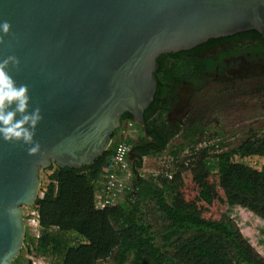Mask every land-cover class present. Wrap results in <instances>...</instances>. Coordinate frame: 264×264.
Returning <instances> with one entry per match:
<instances>
[{
	"label": "water",
	"instance_id": "water-1",
	"mask_svg": "<svg viewBox=\"0 0 264 264\" xmlns=\"http://www.w3.org/2000/svg\"><path fill=\"white\" fill-rule=\"evenodd\" d=\"M3 21L12 27L0 59L19 58L11 75L29 86V111L38 105L43 116L36 156L0 140V264H13L40 172L91 165L125 113L147 134L157 59L210 39L263 34L264 0H0ZM128 157L137 159L132 149Z\"/></svg>",
	"mask_w": 264,
	"mask_h": 264
},
{
	"label": "trees",
	"instance_id": "trees-1",
	"mask_svg": "<svg viewBox=\"0 0 264 264\" xmlns=\"http://www.w3.org/2000/svg\"><path fill=\"white\" fill-rule=\"evenodd\" d=\"M181 55H168L172 73L166 71L164 55L157 59L156 94L171 76H187V59ZM165 112L159 110L155 117L160 129ZM146 116L150 131L152 117ZM126 120H132L127 113L122 124ZM137 127L140 134L131 143L137 157L131 161L133 189L119 205L102 210L94 205L119 129L110 148L91 165L76 170L52 164L40 172L39 194L24 208V245L13 264L32 251L51 264H264V164L258 169L235 160L256 156L264 161V137L255 133L236 149L221 151L222 143L209 142L223 133L210 135L209 127L192 120L150 146ZM177 137L179 142L171 144ZM201 143L204 146L197 148ZM186 149L188 155L180 159ZM165 151L174 163L169 175L139 176L144 157ZM150 208L162 222L155 231L146 220ZM28 210L37 214L36 239L28 233Z\"/></svg>",
	"mask_w": 264,
	"mask_h": 264
},
{
	"label": "flooded vegetation",
	"instance_id": "flooded-vegetation-1",
	"mask_svg": "<svg viewBox=\"0 0 264 264\" xmlns=\"http://www.w3.org/2000/svg\"><path fill=\"white\" fill-rule=\"evenodd\" d=\"M179 54L187 59V76L168 78L144 114L152 117L149 118L151 130L144 133L150 146L187 121L199 120L207 128L211 100L219 103L241 97L260 102L264 107V31L263 34L247 31L210 39L174 55ZM168 55L171 54L164 55L163 62L166 71L172 73V59ZM161 75L164 77L165 73ZM163 109H166L164 129H160L155 117Z\"/></svg>",
	"mask_w": 264,
	"mask_h": 264
},
{
	"label": "rangeland",
	"instance_id": "rangeland-1",
	"mask_svg": "<svg viewBox=\"0 0 264 264\" xmlns=\"http://www.w3.org/2000/svg\"><path fill=\"white\" fill-rule=\"evenodd\" d=\"M207 110V123L210 128L209 133L212 135L214 132L223 133L219 138H213L209 143H222L224 146L221 151H230L236 149L244 140H246L251 133L259 134L264 137V107L255 100L236 97L234 100H224L216 103L212 101L208 104ZM180 138H175L171 144L179 142ZM201 143L197 148L203 147ZM188 155V149L180 155V159ZM235 160L245 162L254 168H260L264 161L256 156L240 159L235 157ZM174 168L173 159L163 152L159 156L144 157L141 162V168L138 171L139 176L147 178L151 175L158 173H168ZM30 216L28 220V233L31 236L37 234V227L35 221L34 211L28 210ZM146 220L154 227V231L162 225L159 219V214L150 208L146 211ZM254 237V235H253ZM27 253L23 254V259L20 264H27ZM45 264V263H43ZM46 264H50L48 261ZM98 264H112L110 260L100 262ZM129 264V263H128Z\"/></svg>",
	"mask_w": 264,
	"mask_h": 264
},
{
	"label": "clouds",
	"instance_id": "clouds-1",
	"mask_svg": "<svg viewBox=\"0 0 264 264\" xmlns=\"http://www.w3.org/2000/svg\"><path fill=\"white\" fill-rule=\"evenodd\" d=\"M11 27L8 21L0 22V45L5 43L4 36L10 34ZM19 67L20 60L14 55L0 59V140L21 145L31 157L41 152V145L34 137L43 116L38 105L29 111V86L18 85L11 75Z\"/></svg>",
	"mask_w": 264,
	"mask_h": 264
},
{
	"label": "built area",
	"instance_id": "built-area-1",
	"mask_svg": "<svg viewBox=\"0 0 264 264\" xmlns=\"http://www.w3.org/2000/svg\"><path fill=\"white\" fill-rule=\"evenodd\" d=\"M139 134V128L132 120H126L119 129L116 136L119 142L113 147L112 153L106 160V165L94 193L96 209L102 210L119 205L124 200L126 193L132 191L133 173L128 155L132 149L131 143L138 138ZM165 175H169V173ZM34 214L37 234L29 235L36 239L39 236V227L35 211ZM27 256L30 257L26 258L28 264H46L48 261L45 257L36 256L33 251Z\"/></svg>",
	"mask_w": 264,
	"mask_h": 264
}]
</instances>
